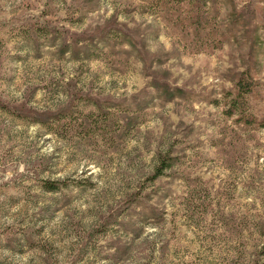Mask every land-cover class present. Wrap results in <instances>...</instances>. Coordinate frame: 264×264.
I'll return each mask as SVG.
<instances>
[{
    "label": "rangeland",
    "instance_id": "1",
    "mask_svg": "<svg viewBox=\"0 0 264 264\" xmlns=\"http://www.w3.org/2000/svg\"><path fill=\"white\" fill-rule=\"evenodd\" d=\"M193 1L0 0V264H264V0Z\"/></svg>",
    "mask_w": 264,
    "mask_h": 264
},
{
    "label": "trees",
    "instance_id": "2",
    "mask_svg": "<svg viewBox=\"0 0 264 264\" xmlns=\"http://www.w3.org/2000/svg\"><path fill=\"white\" fill-rule=\"evenodd\" d=\"M166 1V0H164ZM205 0H194V6H200V3H204ZM152 88L156 91L161 92V96L166 99V97L170 100V96L174 95L173 91L175 89L170 88L168 84L165 82H161L158 84L157 79L152 78L151 83L149 84ZM255 82L252 78V75L247 71H243L240 73L234 80H233V89L228 90L225 92V97L227 98V107L224 110V114L226 116L232 117L234 116V120L236 123L243 124L245 126H250L254 124H264V122L260 123V120L257 119L256 115L252 113L250 106H249V99L248 97L251 96L253 91L255 90ZM178 96L181 94L177 91ZM180 94V95H179ZM36 122L44 121L39 119H34ZM45 123L44 125H47ZM170 166V162L168 161V157H163L160 163L155 167L154 175L158 176L161 175L163 170ZM60 184L62 181H43L42 187L47 191H53L60 188Z\"/></svg>",
    "mask_w": 264,
    "mask_h": 264
}]
</instances>
